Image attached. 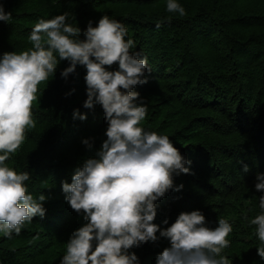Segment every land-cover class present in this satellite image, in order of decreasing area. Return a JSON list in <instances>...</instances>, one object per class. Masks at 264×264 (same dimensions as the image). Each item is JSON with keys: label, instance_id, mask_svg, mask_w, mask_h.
<instances>
[{"label": "trees", "instance_id": "16d2710c", "mask_svg": "<svg viewBox=\"0 0 264 264\" xmlns=\"http://www.w3.org/2000/svg\"><path fill=\"white\" fill-rule=\"evenodd\" d=\"M176 2L184 16L169 13L168 0H0L12 13L10 21H0V59L6 52L31 50L29 36L41 18L69 13L66 22L80 29V40L89 22L96 27L105 15L123 23L125 39L134 42L130 52L148 61L147 83L133 88L147 106L139 126L168 136L191 162L185 165L190 172L173 174L174 188L155 202L153 223L163 230L182 212L199 210L205 226L215 229L224 218L233 231L221 255L230 264H264L257 254L264 245L250 224L264 212L259 207L264 192L254 184L264 174V0ZM69 66V60H59L55 73L38 86L35 126L25 130L5 161L18 173H30L29 194L47 199L43 218L25 222L19 235L0 233V264H60L72 233L87 223L83 210L76 212L66 201L62 185L72 182L87 159L97 158L108 123L100 104L84 107L86 67L78 64L64 78ZM106 68L116 71L119 65ZM169 104L175 116L163 111ZM77 110L87 119L74 117ZM157 237L129 254L135 252L139 264H157L171 246L159 232Z\"/></svg>", "mask_w": 264, "mask_h": 264}, {"label": "clouds", "instance_id": "9594fccd", "mask_svg": "<svg viewBox=\"0 0 264 264\" xmlns=\"http://www.w3.org/2000/svg\"><path fill=\"white\" fill-rule=\"evenodd\" d=\"M167 11L186 14L176 0H168ZM68 16L65 12L39 19L29 36L33 48L6 52L0 59V233L9 238L13 232L19 235L25 222L45 216L47 197L40 194L34 198L25 184L30 173H18L5 161L24 140L25 130L35 126L32 105L38 86L55 73L59 60H69L62 76L67 78L78 64L86 67L88 99L84 107L100 104L108 128L97 158L87 159L75 170L72 182L62 185L66 201L76 212L83 210L87 223L72 233L60 264H139L135 252L129 254L128 250L157 241V232L171 244L157 256V264H230L228 257L221 255L233 231L228 220L219 217V226L210 229L202 212L194 210L182 212L163 230L153 223L155 202L174 188L173 174L190 172L185 165L191 162L168 136L139 126L147 106L133 88L147 83V58L130 52L134 42L125 39L127 28L108 15L96 27L89 22L85 40L78 39L80 29L66 22ZM11 18L12 13L0 4V21ZM115 63L119 70L106 68ZM74 117L87 119L78 110ZM83 143L93 147L89 139ZM256 180V191L264 192V174L258 173ZM259 207L264 210V195ZM250 224L256 226L264 245V212ZM257 254L264 259V246L257 248Z\"/></svg>", "mask_w": 264, "mask_h": 264}, {"label": "rangeland", "instance_id": "374dc122", "mask_svg": "<svg viewBox=\"0 0 264 264\" xmlns=\"http://www.w3.org/2000/svg\"><path fill=\"white\" fill-rule=\"evenodd\" d=\"M174 106H172L171 104H169V105H166L164 108H163V111L165 112V113H170V115H173V116H175L174 114H171L172 113V108H173ZM178 120V117H176V121ZM254 184H256V183H254Z\"/></svg>", "mask_w": 264, "mask_h": 264}]
</instances>
